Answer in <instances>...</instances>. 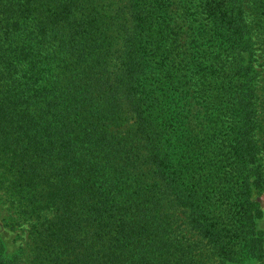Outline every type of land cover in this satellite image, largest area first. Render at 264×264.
I'll list each match as a JSON object with an SVG mask.
<instances>
[{
	"label": "trees",
	"instance_id": "16d2710c",
	"mask_svg": "<svg viewBox=\"0 0 264 264\" xmlns=\"http://www.w3.org/2000/svg\"><path fill=\"white\" fill-rule=\"evenodd\" d=\"M0 191L31 264H264V0H0Z\"/></svg>",
	"mask_w": 264,
	"mask_h": 264
},
{
	"label": "rangeland",
	"instance_id": "374dc122",
	"mask_svg": "<svg viewBox=\"0 0 264 264\" xmlns=\"http://www.w3.org/2000/svg\"><path fill=\"white\" fill-rule=\"evenodd\" d=\"M254 200L260 206L263 205V195H254ZM8 198L0 191V238L3 242L5 253L18 254L20 264H31L30 242L27 226L21 220H14V215L10 213ZM264 224V221L261 222Z\"/></svg>",
	"mask_w": 264,
	"mask_h": 264
}]
</instances>
